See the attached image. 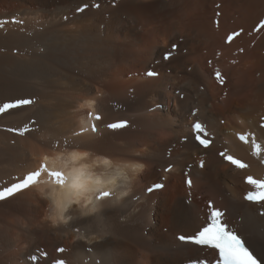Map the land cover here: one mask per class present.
<instances>
[{
    "label": "bare ground",
    "instance_id": "6f19581e",
    "mask_svg": "<svg viewBox=\"0 0 264 264\" xmlns=\"http://www.w3.org/2000/svg\"><path fill=\"white\" fill-rule=\"evenodd\" d=\"M108 1L116 0H0V104L33 101L0 114V191L47 155L115 193L92 197L95 211L82 198L67 208L68 222L54 226L41 195L51 196L54 186L42 175L0 201V264H186L211 257L177 239L207 222V207L195 198L225 210L226 222L264 259V204L245 202L244 192L256 187L242 183L264 179V168L236 138L255 133L264 141V0ZM229 33L239 35L222 44ZM149 71L159 76L148 78ZM217 71L227 79L222 88L211 78ZM127 72L139 78L127 79ZM86 100L92 109L80 107ZM90 111L102 119L89 120ZM194 120L214 138L207 150L194 142ZM120 121L128 126L107 127ZM26 124L37 130L8 131ZM82 128L88 131L77 135ZM221 152L247 166L235 167ZM72 153L78 159L66 160ZM188 169L193 187L179 189ZM157 183L164 188L148 194Z\"/></svg>",
    "mask_w": 264,
    "mask_h": 264
},
{
    "label": "snow or ice",
    "instance_id": "6c2138e0",
    "mask_svg": "<svg viewBox=\"0 0 264 264\" xmlns=\"http://www.w3.org/2000/svg\"><path fill=\"white\" fill-rule=\"evenodd\" d=\"M80 11H83V9H80ZM261 26H264V21L261 22ZM236 35H239V33H236ZM228 39L231 41L232 37L230 36ZM170 55L171 53H169L165 59L170 58ZM147 75L154 77L157 76L158 73L149 71ZM216 78L220 80L221 83H223L219 72H216ZM32 103L33 101L31 99H18L14 102L2 103L0 104V114H3L11 109L31 105ZM93 103L94 102L91 100H86L80 105V107L92 109ZM88 119L91 121H99L102 119V117L100 114L90 111L88 113ZM127 126V121H120L107 125L108 128L113 130L122 129ZM193 127L197 133L204 132L205 135H207L200 123H195ZM90 129L92 132H96L97 125L92 123ZM34 130L37 129L30 128L27 124L22 129H8V131L17 132V134L20 136H24L26 133L32 132ZM86 131H88V128H82L81 131L76 134L82 135ZM197 139L203 147H209L210 141L207 139H201L199 135L197 136ZM240 139L246 140L244 136H241ZM253 145L257 151L260 150L261 146L255 144V141H253ZM54 147L58 149L60 144L57 143L54 145ZM220 155L237 168L242 169L247 166L239 159H235L233 156L228 155L225 152H221ZM58 159L59 157L56 159H50L47 155H45L38 169L26 174V176L20 180V182L14 183L11 187L6 188L4 191H0V201L5 200L7 196L13 195L16 192L31 188L32 186L39 183V178L45 174L48 177L51 185L54 186L51 198L60 208H68L71 204L78 203L82 198L88 200L89 203H93V200L91 199L92 197L95 198V201H103L108 200L113 195H115V193L107 185H101L99 180H85L82 178L83 173H69L62 168H58L56 166V161ZM65 159L68 161H73L78 159V157L75 153H72L70 156L65 157ZM105 163H107V161H105ZM201 167H203V164H201ZM114 183L115 182L112 180L108 181V185H114ZM186 183L189 187H191V179H188ZM248 183L254 185L257 189V192H250L246 199L256 202L264 200V181L253 180L251 177H249ZM161 187H163L161 184L155 185V188ZM149 191H152V189H149ZM98 206L99 205L93 203V211H95ZM222 215L223 213L218 210L211 211L210 221L207 222L206 225L202 227V229L198 230V232L189 237L181 235L179 239L181 241H188L195 245L206 246L215 250L220 264H264V259L257 257L254 251L251 249V246L248 245L240 235H238L235 231L227 229V226L221 222ZM58 251L63 253L65 249L58 248ZM58 264H64V261L60 260Z\"/></svg>",
    "mask_w": 264,
    "mask_h": 264
},
{
    "label": "rangeland",
    "instance_id": "374dc122",
    "mask_svg": "<svg viewBox=\"0 0 264 264\" xmlns=\"http://www.w3.org/2000/svg\"><path fill=\"white\" fill-rule=\"evenodd\" d=\"M121 1H118V0H116V1H114V2H111V1H108V5H110V6H113V7H115L116 6V3H120ZM84 10V9H83ZM97 10V9H96ZM80 11V10H79ZM150 12V14H152V12L151 11H149ZM256 29H257V27H256ZM255 30V29H254ZM256 32H259V31H257V30H255ZM225 36H226V34H222L221 36H220V40H221V42H222V44H226L225 43ZM181 40H182V38H181ZM182 43V42H181ZM207 57H204V64H205V66H204V68L206 67L208 70H211L210 69V67H209V65H211V60H209V63H207ZM152 66V65H151ZM146 76V75H145ZM125 78H127V79H130V80H133V79H138L139 78V74L138 73H135V74H132V73H129V72H127V75H125ZM212 79H213V76L211 77ZM215 84H216V86H218V84H217V82H215ZM213 85V84H212ZM218 87H220V86H218ZM222 88V87H221ZM221 102H222V100H221ZM223 122H225L224 120H222L221 121V124H224ZM182 142V141H181ZM174 151V148H172V149H170V152H173ZM242 183L243 184H245L244 183V180L242 181ZM181 186H179V189H180V187L181 188H183V187H185V184L184 183H181L180 184ZM246 185V184H245ZM246 186H248V185H246ZM181 193H182V190L180 191ZM169 195L171 196V193H169ZM195 200L196 201H198V202H201L202 203V209H204V208H209L210 207V203L206 200V199H201V198H195ZM206 201L208 202V204H206ZM164 231L166 232V229H164ZM40 256V255H39Z\"/></svg>",
    "mask_w": 264,
    "mask_h": 264
},
{
    "label": "clouds",
    "instance_id": "9594fccd",
    "mask_svg": "<svg viewBox=\"0 0 264 264\" xmlns=\"http://www.w3.org/2000/svg\"><path fill=\"white\" fill-rule=\"evenodd\" d=\"M41 195L45 196V198L48 199L49 201L47 219L54 226L62 224V223H67L69 219L65 216V212L67 211V208L58 207L55 201L51 198V196L45 195L42 191H41Z\"/></svg>",
    "mask_w": 264,
    "mask_h": 264
}]
</instances>
